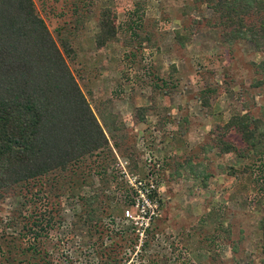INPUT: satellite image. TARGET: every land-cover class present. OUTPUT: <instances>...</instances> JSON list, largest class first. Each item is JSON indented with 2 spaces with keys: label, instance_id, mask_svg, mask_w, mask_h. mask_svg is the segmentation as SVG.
I'll return each instance as SVG.
<instances>
[{
  "label": "rangeland",
  "instance_id": "obj_1",
  "mask_svg": "<svg viewBox=\"0 0 264 264\" xmlns=\"http://www.w3.org/2000/svg\"><path fill=\"white\" fill-rule=\"evenodd\" d=\"M31 1L106 144L1 193L0 264L38 258L9 248L23 226L52 264H107L106 253L119 264H264V145L251 155L228 123L264 127L254 38H229L217 0ZM237 16L264 34V10ZM127 175L154 184L156 233L141 245L121 219Z\"/></svg>",
  "mask_w": 264,
  "mask_h": 264
},
{
  "label": "trees",
  "instance_id": "obj_2",
  "mask_svg": "<svg viewBox=\"0 0 264 264\" xmlns=\"http://www.w3.org/2000/svg\"><path fill=\"white\" fill-rule=\"evenodd\" d=\"M218 1V8L226 10L229 38L249 36L256 41L263 55L257 66L263 72L264 41L261 39L264 34L257 35L250 26L242 29L241 19L232 18L231 14L247 13L250 9L255 13L263 11L264 0ZM237 6L241 9H236ZM261 22L263 28L264 20ZM61 47L66 55V48L63 44ZM61 52L35 13L31 0H0V198L1 193L16 183L57 169L64 170L67 164L106 144L101 125L88 107ZM234 120L230 116L228 123L236 126L250 154H258L257 147L264 145L263 125L252 117L238 119V125ZM227 150L240 158L244 156L243 148L232 150L231 146ZM94 199V196L88 198L87 204ZM126 201L129 203V199ZM86 214L88 218L94 216L93 209ZM129 226L134 231L133 226ZM259 227L264 237V220ZM93 229L95 232V227ZM152 233L156 231L146 229L144 234ZM37 237L36 229L23 226L8 245L18 248L24 244L30 254L38 255L31 264H52L39 254ZM128 242L132 244V239ZM146 244L144 239L142 249ZM104 260L107 264H119V259L111 253H106Z\"/></svg>",
  "mask_w": 264,
  "mask_h": 264
},
{
  "label": "built area",
  "instance_id": "obj_3",
  "mask_svg": "<svg viewBox=\"0 0 264 264\" xmlns=\"http://www.w3.org/2000/svg\"><path fill=\"white\" fill-rule=\"evenodd\" d=\"M126 178L131 196L129 195L128 205L122 210L121 219L133 226L140 244L145 236V230L150 229L156 216L157 205L153 198L154 184L151 180L149 183L142 182L135 175H127Z\"/></svg>",
  "mask_w": 264,
  "mask_h": 264
}]
</instances>
